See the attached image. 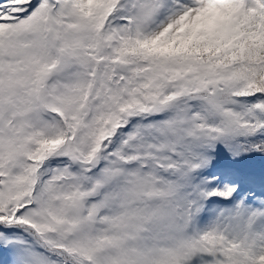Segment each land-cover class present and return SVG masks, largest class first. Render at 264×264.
Segmentation results:
<instances>
[{"label": "snow or ice", "instance_id": "snow-or-ice-1", "mask_svg": "<svg viewBox=\"0 0 264 264\" xmlns=\"http://www.w3.org/2000/svg\"><path fill=\"white\" fill-rule=\"evenodd\" d=\"M0 264H264V0H0Z\"/></svg>", "mask_w": 264, "mask_h": 264}]
</instances>
